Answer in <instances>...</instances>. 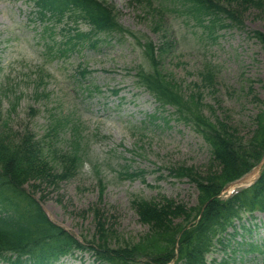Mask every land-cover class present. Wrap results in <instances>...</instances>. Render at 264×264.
Instances as JSON below:
<instances>
[{"label":"rangeland","instance_id":"obj_1","mask_svg":"<svg viewBox=\"0 0 264 264\" xmlns=\"http://www.w3.org/2000/svg\"><path fill=\"white\" fill-rule=\"evenodd\" d=\"M100 1L116 9L122 32L94 35L96 47L85 42L71 48L63 43L73 32L61 30L86 33L87 25L67 20L49 24L33 14L32 0H0V126L4 123L3 131L12 137L28 129L58 173L56 155L79 157L70 179L55 187L37 182L39 190L33 193L29 185L25 189L54 223L84 244L94 239L92 211L99 210L114 235L110 245L117 247L135 243L149 231L131 207L134 198L165 195L195 207V185L170 176L168 169L182 165L204 175L210 157L193 127L175 120L173 108L159 112L138 84V69H149L142 45L150 41L157 46L165 37L171 47L161 60L163 73L186 94L200 93L207 118H227L226 124L248 139L261 110L258 100L264 98V48L253 36V31L264 34V12L249 8L242 13V27L217 26L211 33L187 13L186 1L151 0L160 19L135 0ZM155 22L162 32L154 30ZM60 49L69 50L60 55ZM207 66L215 74L214 87L202 81ZM81 69L88 74L80 77ZM152 115L168 122L151 120ZM57 122L59 130L48 133ZM131 172L143 175L124 177ZM261 217L253 221L257 243L264 241ZM57 264L100 263L91 252L81 251Z\"/></svg>","mask_w":264,"mask_h":264},{"label":"trees","instance_id":"obj_2","mask_svg":"<svg viewBox=\"0 0 264 264\" xmlns=\"http://www.w3.org/2000/svg\"><path fill=\"white\" fill-rule=\"evenodd\" d=\"M182 1L190 4L189 11L200 24L202 18L209 17V24L205 26L208 30L216 28L221 16L232 24L241 25V15L249 8L264 12V0ZM35 6L40 18L55 19L57 22L65 16L70 20L78 18L96 33L110 31L114 24L112 10L97 0H35ZM155 28L159 26L155 25ZM253 35L264 47V34L255 31ZM86 38V34L76 32L69 40L80 42ZM165 39L158 47L151 43L145 45V56L151 70H140L138 81L161 107H174L181 120L194 125L210 147V161L204 175L192 167L178 166L170 170L176 178H187L196 186L197 206L188 208L184 203L163 195L151 200L135 198L131 201L140 223L149 227V234L136 243L127 242L124 246L110 247L109 242L114 235L105 228L101 214L93 210L99 240L94 248L95 255L99 261L107 264H139L135 259L137 256L149 259L142 264H166L175 257L177 239L179 261L203 264V255L211 236L224 229L238 214V210L264 211V171L259 182L249 191L229 201L217 198L226 184L248 172L264 155V99L260 100L262 109L253 119L255 128L248 139L239 136L236 128L228 126L226 118L216 117L212 122L202 113L199 93L183 94L179 85L160 71V58L168 53L170 47ZM85 73L83 71L81 74ZM202 80L213 86L212 72L207 70ZM61 126L57 122L51 127L50 134ZM2 127L0 260L7 264H53L59 257L74 249H82V246L48 220L39 202L25 190V186L29 185L32 193L39 190L37 182L56 186L58 182L74 175L79 157L72 153L56 155V162L61 167V173H56L42 145L32 134L26 131L14 139ZM77 143L79 146V140ZM133 176L126 175L128 178ZM198 216L200 218L195 222ZM176 220L181 222L176 223Z\"/></svg>","mask_w":264,"mask_h":264}]
</instances>
